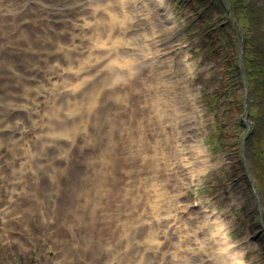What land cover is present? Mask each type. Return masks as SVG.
I'll return each mask as SVG.
<instances>
[{
    "label": "rangeland",
    "instance_id": "rangeland-1",
    "mask_svg": "<svg viewBox=\"0 0 264 264\" xmlns=\"http://www.w3.org/2000/svg\"><path fill=\"white\" fill-rule=\"evenodd\" d=\"M25 1L0 0V264H264L256 251L264 223L251 227L256 194L241 168L262 170L264 162L256 147L241 148L248 125L231 126L239 103L220 115L199 98L225 85L221 56L194 51L207 37L200 28L217 25L188 10L174 18L173 0H162L149 22L127 4L142 1L152 13V0H122L125 8L104 0L106 16L74 6L69 28L48 29L41 18L40 27L22 30L41 17L19 13ZM30 2L51 8L49 0ZM77 18L85 23L78 35ZM178 86L187 99L173 137L163 98L177 99ZM22 105L32 120L18 113ZM218 121L228 125L214 146L207 137ZM201 211L207 224L193 231L205 227V242L217 245L209 251L181 244L193 235L186 222ZM181 212L187 221L176 218Z\"/></svg>",
    "mask_w": 264,
    "mask_h": 264
},
{
    "label": "bare ground",
    "instance_id": "bare-ground-1",
    "mask_svg": "<svg viewBox=\"0 0 264 264\" xmlns=\"http://www.w3.org/2000/svg\"><path fill=\"white\" fill-rule=\"evenodd\" d=\"M108 3V2H107ZM107 6V5H106ZM113 12H114V14H115V11L113 10ZM113 13L111 14L112 16H111V18H115V16H117L116 14H115V16H113L114 15ZM105 29H107V27L105 28ZM105 33V32H104ZM151 64V63H150ZM156 65V64H155ZM155 65H153V66H155ZM156 68V67H155ZM1 73V72H0ZM5 73V72H4ZM154 73V72H153ZM3 78V77H2ZM10 78H11V76H10ZM18 78V77H17ZM2 80V79H1ZM6 80V79H5ZM12 80H13V78H12ZM10 81V80H9ZM8 81V82H9ZM175 81V80H174ZM6 82H7V80H6ZM1 85V84H0ZM180 85V84H179ZM168 86V85H167ZM177 86V85H176ZM15 89V88H14ZM179 89H180V94H181V96H178V98L176 99V98H172V97H170V98H167V97H164L163 98V103L165 104L166 103V107H168V110H167V114L165 113L164 115H165V119H167V122H169V127L171 128L170 129V132H171V134L173 135H175L176 134V129H177V127H178V124L176 123V122H173L172 120H174L175 118L174 117H176V116H178L177 115V113H179V108H181L182 110H184L186 107V105H179V103L181 102V103H183V102H185L186 101V95H185V93H184V90H182V87H179ZM4 90H6V88L4 89ZM9 90V89H8ZM167 90V89H166ZM17 91V90H16ZM19 91V90H18ZM7 92V91H6ZM13 92V91H12ZM167 92H169V91H167ZM173 92H174V90H173ZM5 93V92H4ZM3 93V94H4ZM11 93V92H10ZM9 93V94H10ZM14 93H15V91H14ZM39 94V93H38ZM166 94V93H165ZM6 95V94H5ZM4 95V96H5ZM12 95H13V93H12ZM15 95V94H14ZM178 95V94H177ZM0 96H1V93H0ZM8 96H10V95H8ZM19 96H20V93H19ZM39 96H40V94H39ZM2 97H3V95H2ZM1 98V97H0ZM42 98V97H41ZM45 98V97H44ZM2 99V98H1ZM15 99V98H14ZM153 99H154V97H153ZM157 99V98H156ZM11 100V99H10ZM12 100H13V98H12ZM11 100V101H12ZM16 100H18L19 102L18 103H16V105H18L19 103H20V99L19 98H16ZM41 100H43V99H41ZM40 100V101H41ZM45 100V99H44ZM7 101V100H6ZM39 100H37V102L39 103L40 102ZM157 101V100H156ZM36 102V101H35ZM9 103V102H8ZM32 103V102H31ZM41 106H42V104L41 103H39ZM153 104V103H152ZM167 104H169L168 106H167ZM1 105V104H0ZM4 106H5V103L3 104ZM2 105V106H3ZM34 105V104H33ZM35 105H37V103L35 104ZM40 105H38V106H40ZM13 106V105H12ZM11 106V107H12ZM22 106H24V105H22ZM28 105H25L24 107L26 108V109H24L23 110V108H22V110H18L19 112L18 113H23V112H28L29 114L28 115H30V120H32V118H33V115H32V109H29L28 107H27ZM40 106V107H41ZM153 106H154V104H153ZM180 106V107H179ZM39 107V108H40ZM44 107H45V105H44ZM44 107H42V108H44ZM155 107V106H154ZM179 107V108H178ZM5 108H7V107H5ZM4 108V109H5ZM35 108V107H34ZM41 108V109H42ZM158 108V107H157ZM184 108V109H183ZM2 109V108H1ZM10 109V108H9ZM43 110V109H42ZM157 110V109H156ZM159 110V109H158ZM163 110V109H162ZM11 111V110H10ZM16 111V110H15ZM164 111V110H163ZM12 112V111H11ZM34 113V112H33ZM42 113V112H41ZM41 113H40V115H41ZM181 115L179 114V116L178 117H180ZM7 118V117H6ZM40 118V117H39ZM108 119H110V118H108ZM177 119V118H176ZM180 119V118H179ZM5 120V119H4ZM10 120H12V119H10ZM1 121V120H0ZM3 121V120H2ZM175 121V120H174ZM8 122H10V121H8ZM114 122V121H113ZM112 123V122H111ZM113 124V123H112ZM115 124V123H114ZM180 125V124H179ZM1 126V125H0ZM29 127V126H28ZM180 127V126H179ZM1 128V127H0ZM30 128V127H29ZM176 128V129H175ZM2 129V128H1ZM33 129V128H32ZM7 130H8V128H7ZM35 130V129H34ZM2 131V130H1ZM3 132V131H2ZM4 132H6V131H4ZM3 132V133H4ZM8 132V131H7ZM31 132V131H30ZM21 133H23V132H21ZM32 133V132H31ZM5 135V134H4ZM7 135V134H6ZM24 135V134H23ZM174 135H173V137H174ZM178 135V134H177ZM180 139V138H179ZM178 138H175V141L176 142H178V140H179ZM173 147H174V143L173 142H170V141H168ZM41 145V144H40ZM1 154V153H0ZM180 204V203H179ZM183 204V203H182ZM181 204V205H182ZM187 207V206H186ZM168 209V208H167ZM187 209V208H186ZM169 212H171L170 211V208H169V210H168ZM174 212V211H173ZM194 212V211H193ZM182 213V212H181ZM189 213L191 214V212L188 210L187 211V214L189 215ZM196 214V213H195ZM186 215V214H185ZM206 213H199V214H197V215H195V216H193V219H191L190 221H191V223H192V225L190 224V222L188 221V222H186V228H188L189 229V231L190 232H192L193 233V235H190V237L187 239V240H183L182 241V243L181 244H184V245H186L187 247H192V245H193V243L195 242V241H197L199 244H200V246H201V243H203L204 245H205V247L206 248H208L207 250L209 251V250H212L213 248H215V247H217V245H215V244H213L212 242H214V240L212 241V242H208V243H206L205 242V240H204V238H203V236L205 235V232H206V229H205V227H204V229H203V231L200 233L199 231H196V230H194L193 231V224H198V225H200V222L201 223H204L203 222V218H205L206 217ZM176 216V218H179L181 221L183 220V221H187V219H182V217L184 216V214L182 213V215H180V214H176L175 215ZM209 216H211V215H209ZM130 219H131V217H130ZM200 219H201V221H200ZM206 219V218H205ZM141 220V219H140ZM189 220V219H188ZM207 220H208V217H207ZM170 221V220H169ZM168 221V222H169ZM142 222V221H141ZM206 222V221H205ZM211 222V221H210ZM129 224H131L130 222H129ZM133 224V223H132ZM138 224V223H137ZM205 224V223H204ZM207 224V223H206ZM205 224V225H206ZM131 225H129V227H130ZM136 226H138V225H136ZM136 226H134V227H136ZM141 227V226H140ZM144 227H145V225H144ZM127 228H128V226H127ZM147 228V227H146ZM200 228H201V226H200ZM134 229H136V228H134ZM198 229V228H197ZM130 230V229H129ZM199 230V229H198ZM126 231H128V230H126ZM130 231H132V230H130ZM165 232H167L166 230H165ZM164 232V234H162V237L164 236V237H168V234L166 235V233ZM129 233V232H128ZM167 233H169V232H167ZM136 237H138L136 234L134 235V238H136ZM126 238V237H125ZM128 238V237H127ZM225 239V238H224ZM160 240H161V238H160ZM124 241V240H123ZM133 241V240H132ZM209 241V240H208ZM128 243H130V242H128ZM127 243V244H128ZM124 244V243H123ZM126 244V243H125ZM126 244V245H127ZM131 245H132V243H131ZM126 247V246H125ZM128 247H130V246H128ZM204 247V246H203ZM123 248V247H122ZM130 248H133V247H130ZM168 248H172V247H170V246H168ZM206 248H203V249H206ZM239 248V247H238ZM124 249H128V248H124ZM140 249V248H139ZM139 249H137L138 251H139ZM142 249V248H141ZM236 249V248H235ZM130 250V249H129ZM137 251V252H138ZM141 251V250H140ZM143 251V250H142ZM204 251H206V250H204ZM233 251V250H232ZM128 252V251H127ZM132 252V251H131ZM131 252H130V254H131ZM136 251H135V249H134V253H135ZM228 252V251H227ZM235 252V251H234ZM134 253H132V255L134 254ZM139 253V252H138ZM142 252H140V254H138V255H142L141 254ZM129 254V255H130ZM125 255V254H124ZM127 255V254H126ZM137 255V256H138ZM136 256V255H135ZM126 257V256H125ZM128 255H127V259H128ZM133 257H134V255H133ZM142 257V256H141ZM153 257V256H152ZM132 258V257H131ZM138 258H140V257H138ZM127 259H126V261H127ZM153 259V258H152ZM166 259V261H165V263L164 264H174L175 262L174 261H172L171 260V258L169 259V258H165ZM139 260V259H138ZM235 260V259H234ZM145 261H148L147 259L145 260ZM154 261V260H153ZM128 262V261H127ZM241 262L242 261H240L239 259L237 260V264H241ZM139 264H141V262H138ZM154 263V262H153ZM187 263V262H186ZM149 264H152V263H149ZM185 264V263H184ZM188 264V263H187Z\"/></svg>",
    "mask_w": 264,
    "mask_h": 264
},
{
    "label": "trees",
    "instance_id": "trees-1",
    "mask_svg": "<svg viewBox=\"0 0 264 264\" xmlns=\"http://www.w3.org/2000/svg\"><path fill=\"white\" fill-rule=\"evenodd\" d=\"M246 17H248V19H250V20L252 21V23H254V19L261 18V12L257 10L256 12H249V13H246ZM250 26H251L252 28H254V24H251ZM249 38H250V39H255V37H252V36H249ZM257 51H258L261 55L263 54L262 51H261V49H259V50H257ZM251 67H252V70H255V71H256V70H260V68H258L257 66H251ZM252 70H250L249 73H250V77H251L252 81H254V82H252V86L255 87V86L258 84V83H257L258 76H257V78H256L255 75H256L257 72L255 73V72H253ZM259 82H260V81H259ZM253 105H255V106H254L255 109H254V112H253V114H255V112H256L255 110H256V108H257L256 105H258V104H253ZM260 105H261V104H260ZM260 105H259V106H260ZM252 107H253V106H252ZM260 107H261V106H260ZM256 115H257V114H256ZM262 127H263V126H262ZM259 129H261V128L258 127V130H259ZM260 136H261L260 133H258V132L256 133V132H255L254 135L250 137V141H251V142H254L253 140H254V139H257L258 137L260 138Z\"/></svg>",
    "mask_w": 264,
    "mask_h": 264
}]
</instances>
